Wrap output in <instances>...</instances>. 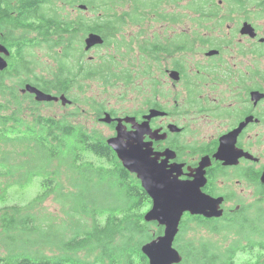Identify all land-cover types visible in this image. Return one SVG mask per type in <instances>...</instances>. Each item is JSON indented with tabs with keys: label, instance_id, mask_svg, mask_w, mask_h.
Returning <instances> with one entry per match:
<instances>
[{
	"label": "trees",
	"instance_id": "1",
	"mask_svg": "<svg viewBox=\"0 0 264 264\" xmlns=\"http://www.w3.org/2000/svg\"><path fill=\"white\" fill-rule=\"evenodd\" d=\"M165 1L179 0H0V41L10 51L8 66L0 71V202L6 201L10 187L24 186L34 177H40L41 186L25 204H0V264H148L141 245L163 227L144 221L150 197L122 166L107 135L87 126L80 107L69 115L43 113L41 106L54 102H37L20 88L29 82L45 92L64 94L71 100L68 105L77 103L72 89L83 90L79 67L89 62L84 59V36L100 33L104 43L97 47H104L121 35L125 18L133 23L144 16L178 22L179 12L160 9ZM218 3L196 0L182 8L195 13L197 27L206 32L239 21L236 15L252 18V13H264V0H224L222 13ZM80 4L86 9H79ZM76 7V12L70 10ZM197 33L200 45L209 48L228 43ZM189 38L180 33L160 47V38L136 37L143 51L192 49ZM36 47H45L56 63L48 76L31 69ZM259 49L264 43L254 46V51ZM113 63L109 56L99 63L105 84L111 83ZM93 74L90 68L86 76ZM90 100L99 121L105 105L94 97ZM50 200L58 204L59 216L47 211ZM207 219L182 217L174 240L182 255L180 264H264V208L233 220ZM201 227L223 237L184 240L188 230Z\"/></svg>",
	"mask_w": 264,
	"mask_h": 264
},
{
	"label": "flooded vegetation",
	"instance_id": "2",
	"mask_svg": "<svg viewBox=\"0 0 264 264\" xmlns=\"http://www.w3.org/2000/svg\"><path fill=\"white\" fill-rule=\"evenodd\" d=\"M191 31L190 26L177 35L190 36ZM241 36L252 41L257 39V44L264 43V39L260 41L264 36L258 37V31L255 38ZM221 44L218 49L205 44L204 51H192L193 48L190 51H143L142 48L134 51L142 59L143 81L136 85L137 94L143 95L140 108L126 111L110 107L103 111L114 118L128 115L136 121L147 120L152 131L158 130L155 135L159 138L145 134L144 141L152 142L153 151L174 152L168 163L181 164L180 179H192L202 158H207L206 181L201 190L222 198L219 203L222 215L207 219L212 222L249 216L264 208V49L228 51L229 44L223 41ZM89 52H84V59L89 62L79 67L81 91L90 88V83L101 81L100 62L95 55H88ZM118 54L119 51L113 54L110 81H115L112 85L122 83L128 87L139 75L137 65L132 57L129 63L120 61ZM90 68L94 74L87 78ZM151 110L160 114L145 118ZM104 124L114 131L109 136L116 134L115 121ZM169 125H175L176 129L170 130ZM126 128L131 129V123H126ZM221 141L223 150H219ZM185 215L190 216L188 212Z\"/></svg>",
	"mask_w": 264,
	"mask_h": 264
},
{
	"label": "water",
	"instance_id": "3",
	"mask_svg": "<svg viewBox=\"0 0 264 264\" xmlns=\"http://www.w3.org/2000/svg\"><path fill=\"white\" fill-rule=\"evenodd\" d=\"M221 1L219 0V3ZM80 9H86L80 4ZM240 35H247L255 38L257 31L253 24L244 20L239 27ZM264 38L260 37V41ZM84 51L104 43L100 33L88 32L83 39ZM209 51H218L209 49ZM10 51L8 47L0 43V71L8 66ZM22 93H29L34 96L37 102L60 101L62 105L70 104L71 100L64 94L54 95L39 89L36 85L26 82L21 88ZM155 114L144 116L149 119ZM99 121L110 123L115 121L116 134L106 138L108 145L115 152L122 166L129 172L134 173L142 188L150 197L151 204L144 212L143 219L146 222H156L162 226V233L141 245L142 253L147 257L148 264H180L182 255L174 246V240L179 232V225L184 213L190 215H201L204 218L220 217L222 210L219 203L221 197H212L201 190L205 184L204 167L208 164L207 158H202L193 178L183 180L179 178L181 164L168 163L174 157L172 150L166 149L163 152L153 151L151 141H144V135L158 139L155 135L158 130L152 131L147 120L136 121L134 116H123L114 118L108 112H104ZM126 123H131V129L126 128ZM170 130L176 129L175 125H169ZM224 143L221 141L219 150H223ZM219 152V151H218ZM218 152L216 155H218ZM160 159V157H162ZM264 182V174L262 175Z\"/></svg>",
	"mask_w": 264,
	"mask_h": 264
},
{
	"label": "rangeland",
	"instance_id": "4",
	"mask_svg": "<svg viewBox=\"0 0 264 264\" xmlns=\"http://www.w3.org/2000/svg\"><path fill=\"white\" fill-rule=\"evenodd\" d=\"M196 0H179L176 3L172 4L171 2H162L160 4V9L164 13H172V12H179L180 15L178 22H171L169 20H160L156 19L152 16H144L142 21L139 23H133L130 21L129 18H125V23L121 26V35L118 36L115 42H111L109 46L104 47H94L90 50L88 55H95V59L98 62L101 61L103 56H109L113 59V54L115 51H119L117 57H120V61H125L129 63V58L132 57V60L137 65V71L139 73L138 77L133 79V84L130 86H125L122 83H117L116 85H112V83L105 84L103 80L100 83H90V88L86 87L84 91H81L79 88L72 89L74 94L78 96V102L71 105H62L61 103H54L52 106L47 107L42 105L41 111L43 113H53V114H67L69 115L77 106L80 107V114L81 119L86 122L88 127L95 126L99 132L109 136L113 134V129L108 125L100 122L95 117V110L91 107L89 103L92 101L90 100L94 97L96 100H99L102 105H105V109L112 108H120L125 109L126 111H131L132 108L138 109L140 108V102L142 101L141 94H137L136 85H141L143 81V75H141L142 70V59L137 58L138 53L134 51H140L141 47L138 46V40L136 39L139 36V39H151L160 38L163 42L167 43V39H171V37H175L177 32L185 31L192 27V31L190 32V43L188 45L193 47L192 51H204L207 49L206 46L200 45L197 40V31H199L203 35H212L215 38H223L229 44L227 50L228 51H247L250 48H254L255 44H257V39L254 41L247 39L246 37H242L238 33V29L243 20L250 21L254 26H256L258 31V37L264 36V13L261 17H258L256 14H251L252 18H242L239 21H231L225 23L221 29H214L213 31H205L203 28H198L197 23L194 20L195 13L190 12L187 13V9L182 8L187 6L188 4L194 2ZM217 3L219 0H215ZM221 2L218 3L222 8L220 13L223 12V8H225L224 0H220ZM72 12H76L78 8L70 9ZM142 13V12H141ZM184 13V14H183ZM91 12H87V15H91ZM241 17L242 14L236 15L235 17ZM124 38L125 44H122V37ZM133 39L132 43L131 40ZM113 40V39H112ZM122 45L117 47V43ZM237 42V43H236ZM129 43V46H128ZM234 43H236L235 47ZM209 46V45H208ZM197 47H201L200 50H197ZM35 58L32 59L31 69H34L35 73L43 74L44 76L49 75L50 69L54 68L56 63L53 58H51V52L48 51L45 47H36L35 49ZM187 51H190L188 49ZM86 58V56H85ZM136 58V61H135ZM114 60V59H113ZM124 62V63H125ZM162 64L165 61H161ZM156 66V65H152ZM125 68V67H124ZM155 68L152 70L155 72ZM21 91V89H20ZM85 93V95H83ZM84 97L90 98L88 102L82 100ZM40 177H34L29 183L24 186H12L9 188V196L6 201L0 202V204H25L29 202L37 193L40 191ZM47 211L53 214L57 213L59 216V206L56 202L50 200L47 202ZM230 235L234 236V233ZM223 236L218 233H212L208 228L201 227L194 230H188L184 235V240L186 239H213V240H221ZM77 255L80 258L84 257L83 251H79ZM240 260V258H238Z\"/></svg>",
	"mask_w": 264,
	"mask_h": 264
}]
</instances>
